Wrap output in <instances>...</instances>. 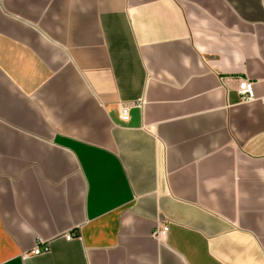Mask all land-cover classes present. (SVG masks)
<instances>
[{
  "label": "crops",
  "instance_id": "obj_1",
  "mask_svg": "<svg viewBox=\"0 0 264 264\" xmlns=\"http://www.w3.org/2000/svg\"><path fill=\"white\" fill-rule=\"evenodd\" d=\"M0 264H264V0H0Z\"/></svg>",
  "mask_w": 264,
  "mask_h": 264
},
{
  "label": "built area",
  "instance_id": "obj_2",
  "mask_svg": "<svg viewBox=\"0 0 264 264\" xmlns=\"http://www.w3.org/2000/svg\"><path fill=\"white\" fill-rule=\"evenodd\" d=\"M238 93L240 96V99L242 102H252L254 100H256V95H255V90H254V83L252 81H249L247 79H240L239 80V87H238ZM142 101H138V102H126L123 103L120 107V119L123 122H128L130 119V110L133 107L136 106H142ZM169 231V226L162 224L160 225L155 232L153 233V236L158 239L161 240L163 237H165L167 235ZM75 237L74 234H70L67 235L66 239L67 240H71ZM44 244V243H42ZM50 252V247L49 245H45L44 247L41 246V243H39V245L34 249V251L31 253L32 255H42L45 253H49ZM30 253H26L24 255L25 258L29 257L31 255Z\"/></svg>",
  "mask_w": 264,
  "mask_h": 264
}]
</instances>
